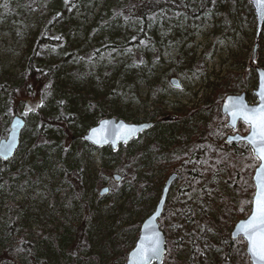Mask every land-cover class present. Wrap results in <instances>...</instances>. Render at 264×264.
Masks as SVG:
<instances>
[{
	"label": "rangeland",
	"instance_id": "374dc122",
	"mask_svg": "<svg viewBox=\"0 0 264 264\" xmlns=\"http://www.w3.org/2000/svg\"><path fill=\"white\" fill-rule=\"evenodd\" d=\"M167 1L182 10H167L153 17L145 29L142 25L128 28L124 20L114 19L108 9L111 0H67V3L65 0H13L5 7L0 5V88L6 95L7 84L15 88L9 97L10 103L0 106V141L6 139L14 116L25 121L20 136L22 149L7 163L0 161V227L4 231L9 226L7 204L15 199L17 234L22 230L57 234V240L46 239L45 245L50 247L47 264H59L55 251L63 227L49 210L46 194L33 179L28 180L40 170L44 160L54 155L61 160L77 154L86 156L88 176L96 183L84 196L90 216L84 225L80 258L72 250L73 230L69 231L70 239H66L65 257L71 264H94L101 258L114 261L121 254L112 250V235L121 227L141 224V208L148 209L153 201L157 202L163 188L161 184L154 190L156 196L149 197L144 187L151 152H156L158 143L175 144L179 138L177 132L186 124L171 119L161 123L159 118H175L199 110L195 119H205L207 112L203 107L213 103L218 86L230 73L238 77L247 101L250 104L255 101L252 92L257 80L252 77L249 60L256 41V19L249 0H210L202 11L198 10L201 0ZM50 10L58 13L53 24L55 33L50 35L54 43L58 38L60 43L41 52L44 67L40 83H35L25 76V57L34 47L40 22L48 17ZM142 34L146 35L144 43L127 45L134 35ZM259 55L264 58V26L258 40L257 58ZM52 65L58 68L49 70ZM254 66L258 67L257 59ZM19 103L25 108L15 114ZM91 103H100L102 112L110 118L125 122L133 119L129 124L145 123L146 117L154 114L153 121L163 124L166 131H159L157 125L145 135V140L138 138L118 149V154L109 159L111 166L107 175L101 171L98 155L83 140L87 131L97 124ZM40 114L49 122L42 124ZM190 118V122L195 121L194 117ZM229 134L222 136L223 143ZM142 148V153L136 154ZM127 154L129 158L139 157L142 163L136 169L135 182L129 178L132 168L126 167ZM9 175L13 181L15 177L22 179V183L7 187L5 179ZM113 176H121L123 180L114 182ZM152 176L159 179L161 173L153 171ZM226 178L223 174L221 184ZM206 187L201 194L186 196L185 182L174 184L166 204L172 214L165 222V236L174 243L193 237L202 258L218 264L224 260L227 241L217 231V217L212 207L216 204L211 200V187ZM102 188H108L109 193L101 197ZM219 189L222 191L223 187ZM60 209L67 220L85 216L77 199H64ZM34 245L42 247L43 243L34 242ZM247 259L245 246L236 245L229 262L250 264Z\"/></svg>",
	"mask_w": 264,
	"mask_h": 264
},
{
	"label": "trees",
	"instance_id": "16d2710c",
	"mask_svg": "<svg viewBox=\"0 0 264 264\" xmlns=\"http://www.w3.org/2000/svg\"><path fill=\"white\" fill-rule=\"evenodd\" d=\"M2 1L3 3L0 5L5 7L13 0ZM68 1L71 2L72 0ZM209 3L210 0H201L198 10H205ZM108 9L114 19L119 17L121 20H124L123 22L126 24V27L136 28L139 25H142L143 29H145V25L150 19L159 14H164L167 10H182L180 6L172 4L167 0H111V6ZM57 16L58 13L55 10H50L48 17L40 22V29L36 43L30 50L29 54L27 53L28 55L25 57V76L31 78L35 83H40L39 76L41 75L42 67H44V63L41 61L42 51L50 49L51 46L57 47L56 44L60 43L59 38L57 39L58 41L54 43V38L50 35L55 33L53 24L57 19ZM145 41L146 35H134L127 45L132 46L133 44L144 43ZM257 65L260 68H264L263 56H258ZM51 68L56 70L58 66L52 65L49 70ZM251 73L252 77L256 79L254 72L252 71ZM231 74L232 73L228 74L222 79L221 84L216 90L213 103L208 104L207 102L208 106L205 105L203 107L207 112L205 119H195L199 110L190 111L188 115L175 117L176 120H182L181 122L186 123L182 130L177 132L179 135L178 140L175 144L169 143L167 146L158 143L155 147L156 149H154L156 152H151V157L148 158L149 163L146 167V172L149 170V176L148 178L146 177L143 179L145 182L144 187L148 189L149 197L156 196L154 190H157L161 184H164L166 177L171 173H177L179 176L177 182H185L187 185L186 196L190 194H201L203 190L207 188L206 185L211 187L213 192L211 200L212 202H215L217 206H212L217 217V231L222 236L223 241H227V247L223 252L224 260H220L218 264H223V262L230 264L229 261L232 259L233 248L236 245L245 246L242 240H238L237 243L231 242L229 239V233L238 220L246 218L250 213L251 198L254 191L251 178L254 169L258 165V162L252 158L251 150L246 145L240 144L238 146H228L221 141L222 136L224 134H229L230 132L225 127V119L219 112L222 99L226 95L237 94L244 90V88H241L238 84V77ZM46 75L48 76V72ZM55 75L56 74H53V77ZM51 79L53 81V78ZM53 83H55V81H53ZM6 86L9 87L8 95L2 92V88H0V106L9 104V97L15 92V88H10L8 84ZM252 101L253 102L251 103L255 102L254 100ZM89 106H93L92 112L96 114L95 123H98L102 119L110 118L109 114L102 112L104 110L100 107V103L98 105L91 103ZM22 107L23 105L19 103L14 111L15 114H18ZM190 117H194L192 119L195 121L190 122ZM170 119L171 117L159 118L161 123L165 121L168 122ZM39 120L42 124L49 122V120H47L42 114H40ZM153 120H155V115L151 114L150 116H147L144 121L151 122ZM126 122L131 123L133 122V119L127 120ZM153 122L156 126H159V131L164 129L163 124L155 121ZM54 123H58V121H55ZM60 128H62L61 125ZM164 130L166 131V129ZM149 132L142 134L138 138L144 139L145 135ZM238 132L241 135H245L248 130L244 125L240 124ZM67 133L70 132L67 131ZM22 143L23 141L21 144ZM21 149L22 145L21 147L19 146L15 154ZM118 149H120V147ZM89 150L98 155L101 171L108 175L111 166V161H109V159L118 154V152H116L118 150L112 151L109 147L101 149L90 147ZM142 151L143 148L138 149L136 154L139 155ZM132 157L134 158H129V155L127 154L125 159L129 161L126 167L132 168V174L129 178L132 182H135L136 169L142 163L140 162L139 157ZM86 166V156L77 154L76 156H70L67 160H61L59 158L56 159V156L54 155V157L47 161L44 160L40 170H36L28 179H33V182L38 189L46 194L49 210L63 227L60 229L62 231V237H59V243L56 242L59 245L55 251V256L57 257L56 259L59 264H71L68 257H65V249L68 245L66 239H70V230L75 231H72L73 234L71 237V245L73 246L72 250L75 253V256L80 258L79 254L81 252L80 247L83 239L84 225H86V221L90 216V207L84 196L85 193L91 191L92 186H96V183L90 180ZM115 170L121 172L119 169ZM153 171L161 173V177L159 179L154 178L152 176ZM223 174H225L227 178L224 183L221 184ZM119 177L120 180H123L121 176ZM126 177L127 176L124 175V179ZM6 178L5 184L7 187L18 185L23 181L22 179L19 180L17 177H15V180L13 181L10 179V175ZM27 182L28 181H26V183ZM220 187H223L222 191H219ZM64 199H77L80 202L85 216L82 217V219H65V216L60 209ZM7 205L10 209L9 226L4 231L0 227V264H47L46 258L50 247L45 245L47 241L46 239L54 237V239L57 240V234L51 232V234L45 235L40 230L33 232L22 230L17 234L15 231V224L17 223L15 199L8 202ZM155 205L156 202L153 201L148 209L141 208L143 213L140 214V221H143L152 213ZM129 206L131 207V205ZM171 214L172 212H169L165 208L163 217L159 221L160 228L164 233H166L167 228L165 225L166 219L169 218V215ZM209 222L213 223V220L209 219ZM139 226L140 224L138 222L133 227L132 225L124 226L112 235L111 247L114 252H119L121 254L119 259L113 261L112 258H101L98 259L96 263L94 262V264H124L128 252L133 248L137 239ZM39 241L43 243V246L35 247L34 242ZM163 264L211 263L205 258H202L198 243L192 237L187 240H177L175 243L174 241L167 239L166 256L163 260ZM246 264H248V262H246Z\"/></svg>",
	"mask_w": 264,
	"mask_h": 264
},
{
	"label": "water",
	"instance_id": "95a60500",
	"mask_svg": "<svg viewBox=\"0 0 264 264\" xmlns=\"http://www.w3.org/2000/svg\"><path fill=\"white\" fill-rule=\"evenodd\" d=\"M249 3L252 6L253 14L256 19V41L253 46L252 54L249 60V68L254 70L255 75H256V80H257L256 89L252 92L253 96L255 97L256 104L251 105L247 101L245 92H242L236 95L235 94L227 95L222 100V103L220 106V114L224 118H226V124H225L226 127L233 132V134H229L226 136L224 140L225 144L229 146L237 145V144H245L251 150V146L247 144L246 140L242 139L243 137L248 136L249 133L247 132L246 135L242 136L237 132L239 124L244 125L243 122L240 120L235 121V127H234L233 121L230 115L224 109L225 104L229 103L228 98H232L233 100H238L239 102L246 104L249 107H254L259 102V98L256 95V93L260 91L261 74L264 73V68L256 67L254 66V63L257 59L258 40L260 38L262 29L264 26V11L260 9L259 5L254 3V0H249ZM173 85L176 86L178 85V83L173 81ZM122 125L125 127L122 128L121 127ZM153 125L154 124L151 122L141 123V124H129L123 120H117L115 118H105L99 121L94 127L90 128L87 131L86 135H84L83 140L95 149L109 147L112 151H116L119 148V146L121 147L126 146L130 144L132 141L136 140L142 134L151 130ZM24 126H25V121L23 118L19 116H14L11 119L7 137L6 139H3L0 141V161L2 163H7L9 160H11L14 154L16 153L17 149L19 148L20 136H21L22 130L24 129ZM130 128L137 129V131L129 135L128 130ZM93 129H97L98 131L96 133H93ZM105 136H107L106 143L95 142L98 140H102V138H104ZM125 136L128 137L126 142H125V139L123 138ZM258 165H259V162H258ZM258 165L255 168L252 178H251L253 188H254L251 202L256 192L255 176H256ZM113 179L115 182H118L120 180V177L114 176ZM177 180H178L177 173H172L167 177L152 213L148 217H146L139 226L137 239L135 241L133 248L128 252L124 264H137L138 257L134 254L136 252L137 246L140 244L141 239L144 237H152L154 234H157V233L159 235V240H160V252L157 256L152 257L151 264H163V259L166 255V238H165V234L160 228L159 221L161 220L165 212V207L168 201L171 188L177 182ZM108 193H109V189L103 188L100 190L99 195L102 197V196L107 195ZM251 208H252V203H251ZM251 208H250V212H251ZM248 216L244 219L238 220L234 224L232 230L229 233V239L232 242H236L239 239H241L245 243V253H246V256L248 257L249 263L252 264V258L248 253L247 243L246 241L243 240L242 236L237 234V225L241 221L246 220Z\"/></svg>",
	"mask_w": 264,
	"mask_h": 264
},
{
	"label": "snow or ice",
	"instance_id": "6c2138e0",
	"mask_svg": "<svg viewBox=\"0 0 264 264\" xmlns=\"http://www.w3.org/2000/svg\"><path fill=\"white\" fill-rule=\"evenodd\" d=\"M65 2L67 3V0ZM254 3L264 11V0H254ZM176 86L179 87V85ZM256 95L259 102L254 107L228 98L229 103L225 104L224 109L230 115L234 127L237 120L242 121L245 125L249 134L242 139L251 146L252 158L259 162L255 176L256 192L251 202V212L246 220L237 225V234L246 241L252 264H264V73L261 74L260 91ZM97 131V129H93V133ZM135 131L137 129L130 128L128 134ZM123 138L126 142L128 137ZM95 142L106 143L107 136ZM159 252L160 240L157 233L152 237L142 238L134 255L138 257L137 264H151L152 257L157 256Z\"/></svg>",
	"mask_w": 264,
	"mask_h": 264
},
{
	"label": "flooded vegetation",
	"instance_id": "af4514ba",
	"mask_svg": "<svg viewBox=\"0 0 264 264\" xmlns=\"http://www.w3.org/2000/svg\"><path fill=\"white\" fill-rule=\"evenodd\" d=\"M171 120H176V118H171ZM156 125L154 124V127H155Z\"/></svg>",
	"mask_w": 264,
	"mask_h": 264
},
{
	"label": "bare ground",
	"instance_id": "6f19581e",
	"mask_svg": "<svg viewBox=\"0 0 264 264\" xmlns=\"http://www.w3.org/2000/svg\"><path fill=\"white\" fill-rule=\"evenodd\" d=\"M46 46V45H45ZM52 48V47H51ZM76 91V90H75ZM194 143V142H193ZM46 176V175H45ZM67 176V175H66ZM77 233V232H76ZM77 237V236H76Z\"/></svg>",
	"mask_w": 264,
	"mask_h": 264
}]
</instances>
